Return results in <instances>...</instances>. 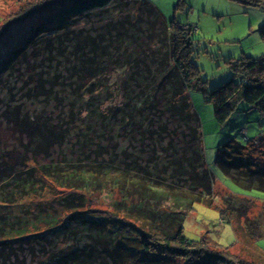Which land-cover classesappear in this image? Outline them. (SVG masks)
<instances>
[{"label": "trees", "instance_id": "1", "mask_svg": "<svg viewBox=\"0 0 264 264\" xmlns=\"http://www.w3.org/2000/svg\"><path fill=\"white\" fill-rule=\"evenodd\" d=\"M230 1L264 8V0ZM23 2L0 39L21 22L42 23L2 62V71L15 70L22 54L30 78L22 98L10 87L0 101L18 143L9 150L0 139V264H263L251 243L243 258L236 253L240 241L226 247L207 235L188 237L185 220L200 202L244 237L260 230L247 202H215L216 178L205 163L191 95L204 94L219 125L243 103L264 124V54L230 61L232 77L208 90L193 59L191 30L172 23L167 31L149 0ZM107 13L108 22L100 20ZM81 18L98 23L78 27ZM260 36L264 43V25ZM112 70L122 79L121 99L113 98ZM25 102L39 112L58 102L67 123L83 117L73 125L61 115L31 121ZM56 147L61 163L53 162ZM216 163L238 188L264 193V134L246 146L228 143ZM115 187L120 200L92 208L91 190Z\"/></svg>", "mask_w": 264, "mask_h": 264}, {"label": "rangeland", "instance_id": "2", "mask_svg": "<svg viewBox=\"0 0 264 264\" xmlns=\"http://www.w3.org/2000/svg\"><path fill=\"white\" fill-rule=\"evenodd\" d=\"M149 1L157 7L167 22V31H170L172 23L185 31L191 30L194 40L193 59L201 69L202 76L208 80V90L214 89L232 77L233 71L229 65L230 61L234 62L244 57L256 58L264 54V43L260 36V29L264 25V8L247 7L230 0ZM23 5H26L23 0H0V30L6 22L20 15ZM109 13L100 16V18L103 17L104 19H99L108 22ZM41 23L42 20L40 18L21 22L14 26L5 37L0 39V101L3 95V99H7L11 88L18 98L23 97L26 91L24 83L30 77L27 78L29 67L25 66L22 54L15 59V61L21 62L13 66L15 70L11 68L7 71H2V62L9 60L10 56H14L13 52L16 51L17 46L25 42L31 29L39 27ZM96 23L98 22H95V20L91 21V19L81 18L77 25L78 27H88ZM28 48L30 47H26L25 50ZM110 74L109 84L114 91L113 98H115L114 100L121 99L122 95L120 94L121 90L120 86L118 87V83L122 82V79L119 78L117 70H112ZM113 98L106 102L103 107L104 111H106L109 104L114 102ZM191 100L200 117L205 163L216 178L215 191L217 196L214 197L215 202L228 205L230 201L236 200V198L241 200L242 203L246 204L247 202L251 206V218L257 220L260 230H257L253 238L248 235V237H244L242 232L234 231L230 224L223 223L220 220L218 210L209 208L204 203L197 202L185 220L186 235L193 239L207 235L226 247L240 241L236 246V253L241 254L243 258H248L249 253L246 251L249 248L247 244L251 243L257 246L264 256V193L248 192L238 188L227 180L216 163L219 149H222L230 142L236 141L246 146L249 140L261 141L264 134V124H261L262 121H259V117L249 116L243 103L239 107V112L227 124L219 125L215 118L213 104L207 102L202 92H192ZM3 108L4 105L1 106L0 103V139L4 140L3 142L6 141L5 144L9 146V150H15L13 146L18 145V143H13L15 142L13 137L16 132H13L11 125H8L2 117L1 110ZM24 109L29 110L28 116H31V121H41V119L42 121H45V119L51 121L57 115H61L62 123L70 122L69 118L64 117L65 107L60 106L58 102L47 109H43L44 111L42 112L35 111L29 102L26 103V108L24 107ZM36 112L39 113L36 115ZM38 116L41 117L38 118ZM79 116L67 124L73 125L75 121L79 122L83 117L82 115V117ZM243 129L247 131L246 135L241 133V131H244ZM17 136L21 135L17 134ZM179 138L177 136V140ZM120 139L124 142L123 138L120 137ZM162 144L165 145L166 142ZM159 146L161 148V145ZM18 147L21 149L20 145ZM52 151L54 153L51 155H54L55 158H53V162H63L60 149L56 147ZM20 153L25 154V151L21 149ZM21 157H24V155L19 156V158ZM37 160L49 163L46 156H39ZM108 191L91 190L92 208H107L122 198L119 190L117 191V187L113 190L110 189V192ZM107 253L110 257L113 255L111 251ZM253 259L259 260L260 257L255 254ZM261 262L264 264V257Z\"/></svg>", "mask_w": 264, "mask_h": 264}]
</instances>
